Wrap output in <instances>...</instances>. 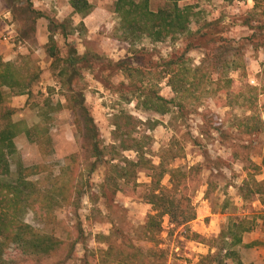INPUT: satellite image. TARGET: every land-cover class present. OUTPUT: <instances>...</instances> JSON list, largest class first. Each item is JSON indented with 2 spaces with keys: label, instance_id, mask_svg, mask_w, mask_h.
Segmentation results:
<instances>
[{
  "label": "trees",
  "instance_id": "trees-1",
  "mask_svg": "<svg viewBox=\"0 0 264 264\" xmlns=\"http://www.w3.org/2000/svg\"><path fill=\"white\" fill-rule=\"evenodd\" d=\"M180 1L166 0L164 6L154 10L150 6V0H116L114 11L118 16L117 31L121 33L120 39L129 45V49L124 58H107V67L101 71L108 70L109 73L101 76L95 71L96 61L102 58L99 53L86 51L79 54L76 47L67 43L68 50L64 55L56 39L57 32H61L66 38L76 30L82 32L83 25L74 27L71 18L61 22L36 8L32 0H26L25 8L11 4L14 19L20 26L17 41L36 42L37 19H49V41L45 50L53 58L52 71L61 83V92L66 102H58L50 111L42 108L44 120L32 127H25L21 122L14 121V109L7 104V93L3 88L7 87L10 95L31 94L41 70L32 51L20 55L13 63L0 61V264H19L25 260L44 264L58 256L65 247L63 239L53 232L31 225L25 216L32 209L39 218L45 219L46 215L52 217L54 210L65 202L76 204L81 190L70 184V181L63 180V174L56 176L49 186L43 185L40 179H33L32 176L41 172L42 166L25 165L15 142V138L24 132L43 152H53V141L46 124L50 112L61 108H68L75 114V124L84 140L82 148L94 158L91 171L99 163L108 165L113 169V180L123 179L130 187L140 184L137 181L140 170L148 172L150 181L146 184L143 197L151 204L152 212L148 213L145 222L137 230L140 238L158 246L161 244L159 238L165 217L176 227H185L197 217L192 199L196 186L201 183L202 166H174V162L181 156V147L176 148L172 143L160 150L158 162L149 158L146 148L152 137L139 129L147 126L149 130H153L161 120L158 117L143 120L124 108L113 114V142L105 145L96 118L87 106L83 88H78L77 85L84 78V71H91L96 79L113 89L121 101L134 103L138 111L158 116L174 113L177 117L184 118L195 111L203 99L210 97L223 106L240 104L251 111L237 125L241 134L251 135L262 131L264 121L255 107L259 95L264 94V69L261 72V86L241 85L229 72L245 69L246 65L237 52L229 53L233 48L229 42L220 47V53L209 51L200 64H194L188 55V51L194 48V43H186V39L202 38L206 33L202 29L193 31L190 27L196 6L187 4L182 7L179 5ZM19 2L20 0H15L16 4ZM259 2H256L255 9ZM70 5L75 13L83 16L93 9L89 0H70ZM19 15H23L25 21L19 20ZM181 37L183 48H176L167 56L160 55L158 60L152 59L151 66L131 62L130 54L140 52L133 51V46L143 38H148L152 43L168 39L175 43ZM139 50L145 52L143 48ZM213 55L216 58L210 61ZM117 73L123 79L115 84L112 76ZM164 82L172 90L171 97L161 92ZM46 100L45 103L50 105V99ZM125 150H133L136 157L130 159L123 156L121 152ZM252 165L253 169L247 173L239 193L244 201L257 196L264 206V181L257 177L260 165ZM166 175H169V185L163 183ZM226 179V175L217 166L216 171L208 178L206 197L209 198L219 186H227ZM259 219L264 221V209L253 216L231 215L219 235L213 239L216 251L202 255L198 264H246L237 247L244 244V234L259 225ZM101 237L106 247L85 249L81 264H163L159 260L162 249L157 246L143 249L133 242L114 237V233L102 234ZM253 244L255 243H250V246ZM72 249H69V255L54 264H67ZM152 255H157L158 262L151 259Z\"/></svg>",
  "mask_w": 264,
  "mask_h": 264
},
{
  "label": "rangeland",
  "instance_id": "rangeland-1",
  "mask_svg": "<svg viewBox=\"0 0 264 264\" xmlns=\"http://www.w3.org/2000/svg\"><path fill=\"white\" fill-rule=\"evenodd\" d=\"M6 1L10 6L13 4L25 8L27 5L26 0H20L17 4L15 0ZM56 1L48 0L49 11L46 13L49 16L55 17L53 13H56L57 9L54 5L58 6ZM67 1L63 0L64 4H67ZM115 1L91 0L94 7L101 6L105 9L101 16H105L108 21V25L102 23L97 26L92 36L94 39H84L86 46L102 56L96 61L95 66L98 76L109 73L108 70L101 71L107 67V58L117 60L128 54L129 45L120 39L121 33L117 31L118 16L114 11ZM257 1L260 2L255 9ZM165 4L166 0H150V6L154 10ZM187 4L196 6L191 29L193 31L202 29L206 33L202 38L186 39V43H194L192 44L194 48L188 51L193 63L200 64L205 58V53L209 51L220 53V47L229 42L233 47L229 53L237 52L243 57L246 65L245 69L231 70L230 76L241 85L261 86V72L264 69V0H181L179 2L182 7ZM23 17L19 15V20L25 21ZM12 22L17 37L20 26L13 18ZM71 40L74 42L70 44L75 47L74 43L77 44V41L74 38ZM182 42V37L175 43L170 39L152 43L148 38H143L133 46V51L140 52L130 54L131 62L149 67L152 59L158 60L160 55L167 56L174 49L183 48ZM61 45L65 55L68 46ZM109 45L114 49L112 55L103 51ZM141 48L145 49V52L142 53L139 50ZM122 49L125 50L121 53ZM214 55L210 61L216 58ZM122 79L119 73L112 76L115 84ZM77 85L78 88H83L87 106L96 118L105 145H111L113 142V114L121 108L143 120L148 117H158L161 120L153 130H149L147 126L139 129L140 132H147L152 137L147 144V156L158 162L160 150L172 143L176 148L181 147V156L174 162V166L180 164L202 166L201 183L196 186L192 199L197 217L185 227H176L169 223L168 217H165L159 238L161 244L158 246L152 241L140 238L137 230L145 222L148 213L152 212L151 204L143 197L146 184L150 181L148 172L140 170L137 174V181L140 184L130 187L123 179L113 180L115 175L108 165L99 163L91 171L94 158L82 148L84 140L75 124L74 112L68 108L53 110L46 124L52 137L53 152L49 150L43 152L39 145L32 142L23 132L15 139L24 164L42 166L41 172L32 176L33 179H40L43 185L49 186L56 176L63 174V180L70 181V184L81 190L76 204L65 202L63 206L54 210L52 217L46 215L45 219L39 218L32 209L26 214L25 219L28 223L53 232L65 242L60 254L44 264H54L59 259H64L69 255L71 248H73L71 257L66 263L81 264L85 249L105 248L106 243L101 235L113 233L114 237L133 242L143 249L156 246L161 248L162 256L159 260L163 264H198L202 255L216 251L213 239L219 235L222 226L231 215L253 216L254 213L264 209L257 196L244 201L239 193L247 173L253 169L252 163L260 165L257 177L264 181V127L261 132L251 135L241 134L237 128L239 122L251 114L247 108L240 104L223 106L208 97L201 101L195 111L184 118H179L174 113L158 116L136 110L134 103L121 101L113 89L96 79L91 71H84V78ZM161 92L167 97L173 95L171 88L165 82L162 84ZM9 96L7 94V104L10 101ZM47 98L50 99V105L46 104ZM63 99L66 102L62 92L54 90H50L48 96H43L42 93L34 94L29 107L14 108V111L21 110L19 112L23 114L20 116L17 112L16 118H25L34 126L44 120L41 115L42 108L50 111L51 107ZM255 110L264 121V94L259 95ZM21 123L27 127V123ZM74 154L77 156H72ZM121 154L130 159L136 157L133 150H125ZM217 166L226 175L228 185L219 186L207 198L205 194L207 181L211 173L216 171ZM13 169L15 170V165ZM163 183L169 185V175L164 177ZM251 233H245L246 242L238 246L237 250L246 264H264V221L259 219V225ZM256 233L259 234L257 243L250 246V238ZM151 259L158 262L157 255H152ZM33 263L31 260L19 262V264Z\"/></svg>",
  "mask_w": 264,
  "mask_h": 264
},
{
  "label": "crops",
  "instance_id": "crops-1",
  "mask_svg": "<svg viewBox=\"0 0 264 264\" xmlns=\"http://www.w3.org/2000/svg\"><path fill=\"white\" fill-rule=\"evenodd\" d=\"M32 1L36 8L43 10L45 12L49 11L48 0H32ZM89 1L91 2V0ZM56 2L58 6L54 5V7L57 9V11L56 13H53L56 19L62 22L67 18H71L74 27L83 25L82 32L76 30L74 33L69 34V35L74 34V36L68 35L66 38L61 32L56 33V39L59 45L61 46L62 50L63 47L61 44L66 45L67 43L74 42L71 40V38H74L77 41V44L74 43V45L79 54H84L86 51H92L93 49L86 46L84 39L87 40L94 39V37L92 36L97 26L101 25L102 23H106V25H108V21L105 19V16L104 17L101 16V13L105 9L101 8V6H95V7L93 6L92 11L88 15L83 16L73 11L72 6L70 5V0L67 1V4H64L65 2H63V0H57ZM12 18L14 19V15L11 6L8 5V2L6 0H0V61L2 60L3 62L13 63L19 59L20 55H26L29 54L30 51H32L36 64L39 66L41 70L40 78L33 84L31 94L10 95L9 89L7 87L3 88V90H5V93L10 95L9 96L10 101L8 102V105L14 109L15 107H24V106L29 107L31 105L34 94L42 93L43 96H48L50 94L51 89L61 93V83H59V81L57 80V78L55 77L52 71L53 58L50 57L45 50V45L49 41V33H50L49 19L46 17H41L37 19L36 32H35L36 42L34 43L24 42L21 44L14 45L8 41L3 40V35L7 32L10 25H14L12 22ZM112 47L113 46L109 45L107 48H104L103 51L108 55L110 54L112 55V51L114 50L112 49ZM124 50L125 49H122L121 53ZM61 102L64 104L65 103L64 99L61 100ZM19 111L21 110L14 111L13 114L14 121L25 122L27 123V127H31L33 124L28 123L25 120V118L24 119H22V117L16 118L17 112L20 113L19 114L20 116L23 115L22 112ZM251 232L250 234H252ZM258 237H259L258 233L253 235V237L250 238L251 240L250 243H257L256 239ZM243 241L244 243L246 242L245 234Z\"/></svg>",
  "mask_w": 264,
  "mask_h": 264
},
{
  "label": "built area",
  "instance_id": "built-area-1",
  "mask_svg": "<svg viewBox=\"0 0 264 264\" xmlns=\"http://www.w3.org/2000/svg\"><path fill=\"white\" fill-rule=\"evenodd\" d=\"M3 40L8 41L14 45L21 44V41H17L16 32L13 25H10L7 32L3 35Z\"/></svg>",
  "mask_w": 264,
  "mask_h": 264
}]
</instances>
